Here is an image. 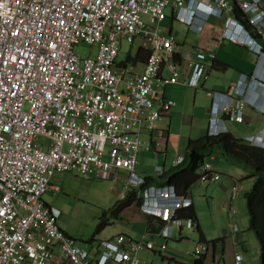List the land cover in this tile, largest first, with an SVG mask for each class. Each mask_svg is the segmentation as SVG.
Returning a JSON list of instances; mask_svg holds the SVG:
<instances>
[{"label": "built area", "instance_id": "built-area-1", "mask_svg": "<svg viewBox=\"0 0 264 264\" xmlns=\"http://www.w3.org/2000/svg\"><path fill=\"white\" fill-rule=\"evenodd\" d=\"M175 10L199 30L209 15H227L222 35L258 56L231 93H214L209 135H216L219 122H240L247 106H260L248 95L264 94V0H0V264H141V253L154 249L153 241L125 234L101 240L96 255L80 246L59 226L60 210L43 201L55 172L116 180L126 171L121 199L136 192L158 235L195 228L180 212L192 198L173 185L144 187L136 169L143 134L176 105L165 88H200L214 67L204 64L215 60L213 51L176 58L175 37L161 32ZM136 41L137 51L148 52L140 64L128 60L130 52L120 57L124 42ZM243 141L259 147L264 128ZM199 173L202 182L221 178L206 162ZM238 192L236 184L231 200ZM229 216L238 233L232 206ZM207 247L199 242L196 250ZM234 264H242L240 255Z\"/></svg>", "mask_w": 264, "mask_h": 264}, {"label": "crops", "instance_id": "crops-1", "mask_svg": "<svg viewBox=\"0 0 264 264\" xmlns=\"http://www.w3.org/2000/svg\"><path fill=\"white\" fill-rule=\"evenodd\" d=\"M175 15L176 10L168 12V17L161 26V32L175 37V54L178 59L189 61L195 56V50L200 49L204 52H215L216 58L214 61L211 58L204 60L205 65L213 63L214 67L210 77L202 83L200 88L194 89L182 85H168L165 88L166 96L173 99L176 105L164 113L152 133L143 134L145 146L138 154L136 169L145 180L158 178L171 167L179 165L175 163L177 156H185L190 139H198L209 133L214 93H231V83L237 81L242 74L250 75L258 59L257 54L248 46L234 43L222 35L226 32L227 15L221 17L209 15L205 21L199 23L202 30L196 27L189 28L178 21ZM190 70L189 68L188 76ZM214 72L218 73L213 75ZM261 91L257 89L249 92L248 95L252 101H258L259 107L247 106L240 122L235 120L224 122L228 132L235 137L243 140L247 136L259 134V131L264 128V111H262L264 110V94ZM151 136H155L157 142L156 140L155 143L151 142ZM205 162L210 164L212 170L220 173L221 178L208 182H202L199 179L192 184L187 194L188 196L191 194L204 240L196 227L183 229L176 227L170 238L161 237L157 234L156 220L141 211L139 202L136 200L118 215L113 214L120 227H116L113 231L105 228L98 239L89 243L88 248L82 247L96 255L101 240L125 234L134 240L145 237L154 242L152 251L141 253V264H193L200 256L204 257L203 264H234L236 255H240L242 264H261L259 241L256 234L249 229V222L245 221L244 224L240 222V217L237 218L236 222L239 226L237 233L231 227L232 220L229 216V207L235 208V199L238 198L239 192L245 195L252 188L254 184L252 170L241 163L231 161V158L224 156L218 148L205 159ZM72 175L78 176L74 173H54L50 188L43 195V201L51 205L50 202L62 200L60 192L63 191H66V196L88 195L85 189L87 183H75L76 179ZM117 177L118 179L112 181L119 185H117L118 192L115 197L117 201H120L123 200L121 193L125 192L127 172L122 170ZM81 178L85 179V177ZM152 184L160 186L156 183L149 185ZM236 184L239 186V192L236 198L231 200V189ZM127 191L126 194L132 193ZM208 195L213 202L209 204L210 210H214L211 218L206 215L203 204V199H207ZM223 212L227 214V219L220 216ZM106 219L109 225V218L106 217ZM240 225H242L241 229ZM199 242L209 244V247L199 253L196 250ZM236 242H238L237 245Z\"/></svg>", "mask_w": 264, "mask_h": 264}, {"label": "trees", "instance_id": "trees-1", "mask_svg": "<svg viewBox=\"0 0 264 264\" xmlns=\"http://www.w3.org/2000/svg\"><path fill=\"white\" fill-rule=\"evenodd\" d=\"M238 16V15H237ZM239 17V16H238ZM148 52L140 48L135 57L128 54V60L135 63L144 62ZM178 59V57L176 56ZM220 149L222 154L228 158L237 160L242 165L252 170L254 184L252 188L245 193V201L248 210L249 229H251L259 241L261 264H264V150L244 143L242 139L235 137L230 132L219 135H209L190 139L184 160L177 166L171 167L158 178H147L145 185L156 183L160 186L173 185L179 194H188L189 188L200 178L199 169L204 164L205 159L210 156L215 149ZM137 200L136 192L129 193L123 200L117 201L112 207L111 212L118 215L124 208L130 206ZM181 215L192 218L195 221L196 230L204 236L198 223V216L194 205L180 210ZM108 225V219L103 216L97 227V233ZM93 236L89 242H93ZM204 257L200 256L193 264H203Z\"/></svg>", "mask_w": 264, "mask_h": 264}, {"label": "rangeland", "instance_id": "rangeland-1", "mask_svg": "<svg viewBox=\"0 0 264 264\" xmlns=\"http://www.w3.org/2000/svg\"><path fill=\"white\" fill-rule=\"evenodd\" d=\"M138 46L139 41L133 44L124 42L120 57H126L128 52L135 55ZM78 50L84 53V55H87L86 53L88 50L86 47H80ZM216 73L218 72H214L213 75ZM231 161L240 163L234 159H231ZM72 177L76 179V181H74L75 183H87L85 189L88 191V195H82L80 197L66 196V191H63L60 192L63 199H58V201L53 203L50 202V204L61 212L58 218L59 226L65 230L69 236L74 238L80 246H86L88 248L90 243L89 240L93 236H95V239H98L105 228H107L108 231H113L116 227H120V224H118L119 222H117L116 217L111 212L112 206L117 201L115 194L118 192L117 188L119 185L117 182L110 179H84L74 175H72ZM208 199L209 201H207ZM211 203L213 202L210 200V195L207 196V199H203L206 215L209 218H211V213H214V210H210L209 208V204L211 205ZM234 207L237 210V217L235 216L234 218L235 221L240 217V222H244V224L246 222L248 223V210L243 192H239L238 198L235 199ZM103 216L109 218L110 224L96 234L98 224ZM220 216H222L223 219H227V214L225 212L220 214ZM241 228L242 225H240V229Z\"/></svg>", "mask_w": 264, "mask_h": 264}, {"label": "clouds", "instance_id": "clouds-1", "mask_svg": "<svg viewBox=\"0 0 264 264\" xmlns=\"http://www.w3.org/2000/svg\"><path fill=\"white\" fill-rule=\"evenodd\" d=\"M259 105H260V104H259ZM217 129H218L219 133L216 134V135H219V134H221V133H225V132H228V131H229V130L227 129V127L225 126V123H223V122H219V123L217 124ZM213 136H214V135H213ZM258 148L264 150V143H262L261 145H259Z\"/></svg>", "mask_w": 264, "mask_h": 264}, {"label": "water", "instance_id": "water-1", "mask_svg": "<svg viewBox=\"0 0 264 264\" xmlns=\"http://www.w3.org/2000/svg\"><path fill=\"white\" fill-rule=\"evenodd\" d=\"M190 196H191V194H190Z\"/></svg>", "mask_w": 264, "mask_h": 264}]
</instances>
